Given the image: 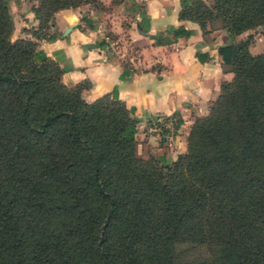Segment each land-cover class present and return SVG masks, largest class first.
I'll use <instances>...</instances> for the list:
<instances>
[{
	"label": "trees",
	"instance_id": "1",
	"mask_svg": "<svg viewBox=\"0 0 264 264\" xmlns=\"http://www.w3.org/2000/svg\"><path fill=\"white\" fill-rule=\"evenodd\" d=\"M83 3L99 4L36 0L37 25L22 30L33 39L11 40L0 0V264H264V51H249L250 33L237 38L264 26V0H193L180 11L204 34L219 22L233 76L174 160L138 156L134 107L116 88L86 101L90 82L65 84L66 69L39 48L58 37L55 13ZM81 22L94 28L88 13ZM130 73L123 65L121 79ZM183 243L207 256L183 260Z\"/></svg>",
	"mask_w": 264,
	"mask_h": 264
},
{
	"label": "crops",
	"instance_id": "2",
	"mask_svg": "<svg viewBox=\"0 0 264 264\" xmlns=\"http://www.w3.org/2000/svg\"><path fill=\"white\" fill-rule=\"evenodd\" d=\"M192 1L97 0L100 8L83 3L55 13L58 37L39 41V48L66 69L61 78L65 84L90 82V87L82 92L86 101L116 88L119 99L127 107H134L140 119V139L149 138L147 143L153 152L173 160L186 149V135L193 118L207 113L210 102L219 94L221 82L233 76L225 69L217 50L227 42L219 22L209 25L204 34L197 22L180 19L183 6ZM203 1L208 6L212 4V0ZM21 5L24 11L25 6ZM30 5H36V0ZM82 13H88L94 28L81 22ZM13 21V37L33 39L22 31L37 25L31 8L16 15ZM67 28L70 30L64 34ZM168 28H181L188 34L175 38L167 32ZM109 32L121 44L120 49L112 47ZM159 34L171 42L157 44L152 36ZM103 38L109 43L106 49L96 46ZM249 51L253 53L252 46ZM123 65L131 71L125 79H121ZM171 114L179 117L180 124L177 134L168 142L157 141L154 134L139 133L149 119Z\"/></svg>",
	"mask_w": 264,
	"mask_h": 264
},
{
	"label": "rangeland",
	"instance_id": "3",
	"mask_svg": "<svg viewBox=\"0 0 264 264\" xmlns=\"http://www.w3.org/2000/svg\"><path fill=\"white\" fill-rule=\"evenodd\" d=\"M8 1H9L12 20L16 17V15H20L21 12L28 11L31 8L30 4H31L32 0H8ZM87 1H90V0H87ZM21 3H23L25 6L24 11H22L23 5H21ZM96 7L100 8L99 4L96 5ZM13 25H14V21H13ZM249 33L253 35V42L250 45V46H252L253 54L263 52L264 51V26H259L253 30H249V31L243 33L242 34L243 38H246L247 34H249ZM108 36H109V41L114 42L112 47L115 50L120 49L121 44L119 42H117L115 35L109 32ZM10 39L14 40L16 38L11 35ZM117 46L119 48H116ZM152 119L153 118L149 119V121L147 122V125H145V127H143V129L140 130L139 133L147 132V135L154 134L157 136V139H156L157 141L159 139H162L163 142H168L167 141L168 139L173 138L177 134V131L179 129V125L174 127L173 134L171 135V137L169 136L170 138H168V136L164 137L163 135H157L156 132L148 131L149 128L152 127ZM138 128H139V125H138ZM136 137H137L136 153L138 156H140L142 158H147L149 156H153L154 158H160V156L158 155L157 152L155 153L152 151L151 144L149 145L147 143V142H149V138L147 140L146 139L141 140L139 135H137ZM145 137L146 136L144 135V138ZM176 251L178 252L180 258H182L183 260H187V261H191V260H194L197 258H204L207 256L206 251L201 246H194V245H190L187 243L178 244L176 246Z\"/></svg>",
	"mask_w": 264,
	"mask_h": 264
},
{
	"label": "built area",
	"instance_id": "4",
	"mask_svg": "<svg viewBox=\"0 0 264 264\" xmlns=\"http://www.w3.org/2000/svg\"><path fill=\"white\" fill-rule=\"evenodd\" d=\"M179 117L175 114L165 115V116H156L152 119V127L149 128V131L156 132L157 135L171 137L175 126H178ZM170 136V137H169Z\"/></svg>",
	"mask_w": 264,
	"mask_h": 264
},
{
	"label": "water",
	"instance_id": "5",
	"mask_svg": "<svg viewBox=\"0 0 264 264\" xmlns=\"http://www.w3.org/2000/svg\"><path fill=\"white\" fill-rule=\"evenodd\" d=\"M69 30L70 28H67L66 30H64V34H66Z\"/></svg>",
	"mask_w": 264,
	"mask_h": 264
}]
</instances>
